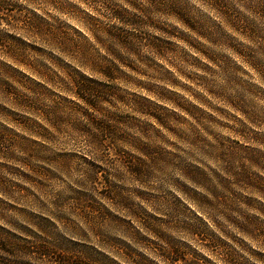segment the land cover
<instances>
[{
    "label": "rangeland",
    "instance_id": "rangeland-1",
    "mask_svg": "<svg viewBox=\"0 0 264 264\" xmlns=\"http://www.w3.org/2000/svg\"><path fill=\"white\" fill-rule=\"evenodd\" d=\"M264 264V0H0V264Z\"/></svg>",
    "mask_w": 264,
    "mask_h": 264
},
{
    "label": "trees",
    "instance_id": "trees-1",
    "mask_svg": "<svg viewBox=\"0 0 264 264\" xmlns=\"http://www.w3.org/2000/svg\"><path fill=\"white\" fill-rule=\"evenodd\" d=\"M1 264H6V263H1Z\"/></svg>",
    "mask_w": 264,
    "mask_h": 264
}]
</instances>
